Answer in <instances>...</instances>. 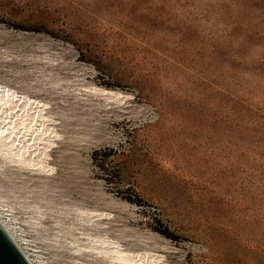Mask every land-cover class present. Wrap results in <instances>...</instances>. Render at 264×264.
Listing matches in <instances>:
<instances>
[{"label":"rangeland","instance_id":"obj_1","mask_svg":"<svg viewBox=\"0 0 264 264\" xmlns=\"http://www.w3.org/2000/svg\"><path fill=\"white\" fill-rule=\"evenodd\" d=\"M0 111L35 263L264 264V0H0Z\"/></svg>","mask_w":264,"mask_h":264},{"label":"water","instance_id":"obj_2","mask_svg":"<svg viewBox=\"0 0 264 264\" xmlns=\"http://www.w3.org/2000/svg\"><path fill=\"white\" fill-rule=\"evenodd\" d=\"M0 264H30L0 225Z\"/></svg>","mask_w":264,"mask_h":264},{"label":"bare ground","instance_id":"obj_3","mask_svg":"<svg viewBox=\"0 0 264 264\" xmlns=\"http://www.w3.org/2000/svg\"><path fill=\"white\" fill-rule=\"evenodd\" d=\"M1 112V111H0ZM5 113V112H4ZM12 130V128H11ZM12 132V131H11ZM3 134V132H2ZM11 135V133H10ZM9 137V135H8ZM6 137V138H8ZM15 137V136H14ZM9 140V139H8ZM7 141V139H6ZM2 145V144H1ZM4 149V148H3ZM11 149V148H9ZM5 154V153H4ZM11 155V153H10ZM12 157V156H11ZM14 158V156H13ZM18 160V159H16ZM21 160V159H20ZM18 160V161H20ZM17 163V162H16ZM19 163V162H18ZM6 222H4L1 217H0V225L2 226V228L4 229V231L7 233V235L9 236V238L12 240V242L15 244V246L17 247V249L20 251V253L23 255V257L30 263V264H37L35 263V261H33V259L30 257V255H28V253L25 251V249L23 248L21 242L19 241V239L17 238V236L14 234L12 228L8 227L6 224Z\"/></svg>","mask_w":264,"mask_h":264}]
</instances>
